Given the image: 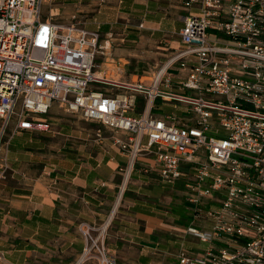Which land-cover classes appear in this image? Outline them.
Instances as JSON below:
<instances>
[{"label": "built area", "instance_id": "1", "mask_svg": "<svg viewBox=\"0 0 264 264\" xmlns=\"http://www.w3.org/2000/svg\"><path fill=\"white\" fill-rule=\"evenodd\" d=\"M43 3L0 0V141L10 125L49 131L41 116L55 104L99 124L127 157L122 186L140 154L161 184L184 183L187 232L206 249H182L177 264H264V0H184L181 48L135 81L96 77L99 33L43 19ZM79 230L85 258L116 264L101 228Z\"/></svg>", "mask_w": 264, "mask_h": 264}, {"label": "crops", "instance_id": "2", "mask_svg": "<svg viewBox=\"0 0 264 264\" xmlns=\"http://www.w3.org/2000/svg\"><path fill=\"white\" fill-rule=\"evenodd\" d=\"M183 1L44 0L42 16L99 33L96 77L126 81L131 64V76L139 80L177 50L172 44L184 24ZM141 63L146 68L137 77ZM104 86L96 85L105 93L115 91ZM57 126L60 145L54 156L33 159L26 141L8 144L7 170L0 164V264H98L94 255L82 259L87 243L79 226L97 229L109 219L127 157L100 125ZM158 171L152 157L140 154L124 181L104 238L116 264H177L182 249L191 255L206 249L187 232L191 213L184 183L163 185Z\"/></svg>", "mask_w": 264, "mask_h": 264}, {"label": "rangeland", "instance_id": "3", "mask_svg": "<svg viewBox=\"0 0 264 264\" xmlns=\"http://www.w3.org/2000/svg\"><path fill=\"white\" fill-rule=\"evenodd\" d=\"M46 7H44V5H42V14H46ZM43 17V16H42ZM56 23H62L61 21L54 19L53 20ZM177 43H173L172 46L173 48L179 50L181 48V44H180V39L177 38ZM170 52H173V50H170L168 52V54H170ZM129 67L126 68V81H131V79L136 80V78H133L131 76L133 69L135 68V66L133 65H128ZM146 68V65H144L143 63L139 64L137 69L138 72L137 77H141L143 73V70ZM156 72V71H155ZM104 86V85H103ZM106 89L110 90L111 87H107L104 86ZM144 110L142 109V102L140 104L139 108L135 109V114H142ZM133 113V114H134ZM43 119L46 120V123L48 124L50 130L49 131H39L36 133H32V132H23V133H19V134H12V125L9 126L8 130L6 131V133L3 135V137L1 138L0 141V164L4 165V159H5V154H6V149L8 147V144H10L11 141L13 140H18L21 142L26 141V146L28 147V151L32 154V158L36 159L39 158L40 156L43 155H47V156H54L55 153L57 152V148L59 147V138L60 136L56 133L58 132V126H63L65 125L66 127H74L75 125H81L83 123H86L84 120L82 121L78 116H74L71 114H67L64 113V111L62 109H60L56 104L53 105L52 109H50V111L48 112V114L46 115H42L41 116ZM95 124V123H93ZM96 126H98L99 124H95ZM75 128V127H74ZM7 163V162H6ZM183 185V184H182ZM182 188H184L182 186ZM118 193H119V189H118ZM102 226L98 227L97 229H93L91 231V235L93 238L97 237L100 233V228ZM107 230L104 232V235H106ZM91 245V242H89V246ZM93 254H95L94 249H92L89 253H88V257L92 256Z\"/></svg>", "mask_w": 264, "mask_h": 264}, {"label": "bare ground", "instance_id": "4", "mask_svg": "<svg viewBox=\"0 0 264 264\" xmlns=\"http://www.w3.org/2000/svg\"><path fill=\"white\" fill-rule=\"evenodd\" d=\"M124 189H125V185L123 184V186L121 187V190L119 192V194L117 195V198H116V202H115V205L110 213V217L109 219L106 221V223H104L101 227V235L106 231V227L109 223V220L111 219V217L113 216L114 212L116 211V208L118 207L119 203L121 202V197H122V194L124 192ZM88 254V250H87V253L86 255ZM85 258V256L82 257V259Z\"/></svg>", "mask_w": 264, "mask_h": 264}]
</instances>
